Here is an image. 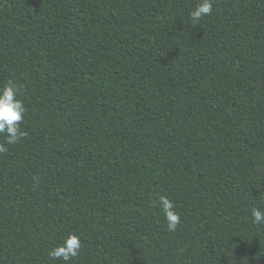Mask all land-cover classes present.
Listing matches in <instances>:
<instances>
[{"label": "trees", "instance_id": "1", "mask_svg": "<svg viewBox=\"0 0 264 264\" xmlns=\"http://www.w3.org/2000/svg\"><path fill=\"white\" fill-rule=\"evenodd\" d=\"M200 3L0 0V264H264V0Z\"/></svg>", "mask_w": 264, "mask_h": 264}, {"label": "clouds", "instance_id": "2", "mask_svg": "<svg viewBox=\"0 0 264 264\" xmlns=\"http://www.w3.org/2000/svg\"><path fill=\"white\" fill-rule=\"evenodd\" d=\"M212 11V0H201L191 12L190 18L197 24L201 19ZM19 87L13 79H8L0 86V135H3L7 145H14L26 134L21 125L24 120L25 105L22 99L18 98ZM8 149L0 144V153ZM157 206L163 211L168 231H175L180 223V215L175 211L174 202L166 195H159ZM253 223L264 224V210L254 208L251 212ZM82 247L81 239L75 234H69L64 242L49 251L53 259L69 261L79 255Z\"/></svg>", "mask_w": 264, "mask_h": 264}]
</instances>
